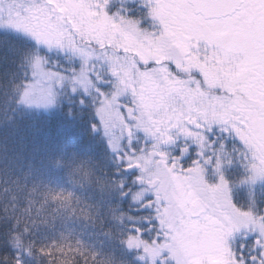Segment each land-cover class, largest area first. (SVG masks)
Returning a JSON list of instances; mask_svg holds the SVG:
<instances>
[{
    "label": "trees",
    "instance_id": "trees-1",
    "mask_svg": "<svg viewBox=\"0 0 264 264\" xmlns=\"http://www.w3.org/2000/svg\"><path fill=\"white\" fill-rule=\"evenodd\" d=\"M143 2L111 0L104 1L103 6L109 13L129 7L132 20L145 30L152 25L140 7ZM48 4L57 7L52 0ZM170 6L165 10L156 2L152 8L164 17L167 11L172 15L179 10V4ZM123 16L130 17V13L126 10ZM253 17L257 25L264 24V10ZM65 21L71 23L70 19ZM73 24L69 31L86 32V24L80 19ZM103 27L100 32L108 36L100 50L122 59L127 31L120 25ZM170 30L167 34L174 33ZM160 32L154 28L151 33L157 36ZM86 39L77 41L91 50L98 49ZM178 47L174 44L173 48ZM132 54L128 52L129 59L140 58H132ZM41 57L53 58L30 39L0 29V264H145L129 251L128 243L134 236L145 234L151 213L135 203L139 188L134 177L125 172L96 130L98 91L81 96L64 90L48 113L22 105V94L32 82L34 65ZM160 63L173 65L164 60ZM110 73V67L104 68L107 79ZM102 78L99 81L107 80ZM96 86L109 91L106 95L112 93L111 86ZM151 106L156 110L148 112L155 113L160 108L177 109L178 104L158 102ZM262 191L256 192L257 200L249 202L252 211H264ZM235 197L236 207L248 205L244 193Z\"/></svg>",
    "mask_w": 264,
    "mask_h": 264
},
{
    "label": "rangeland",
    "instance_id": "rangeland-1",
    "mask_svg": "<svg viewBox=\"0 0 264 264\" xmlns=\"http://www.w3.org/2000/svg\"><path fill=\"white\" fill-rule=\"evenodd\" d=\"M52 1L53 4L58 2L57 9L47 5L48 0H37V3L33 0H0V29L16 32L30 39L44 49L48 56H53L52 59L41 57L36 61L32 82L26 87L21 99L23 106L43 113L53 110L64 90H69L72 95L81 96L90 94L91 90L105 91V89H95V86L100 84L99 80L102 76L108 78L107 75H103L104 68L119 63V58L114 59L111 52L104 53L100 50L99 45L103 42L102 35L105 33L100 30L104 28L105 24L107 28L109 25L114 27L120 25L121 29L129 33L139 31L141 32L140 39L146 41L148 35L153 32L154 28H157L156 24L150 20L152 30H139L138 24L132 20L130 8L127 6L121 12L109 13L104 10V1L110 2L111 0H87L85 4L84 0ZM137 1L133 0V2ZM144 1L146 2L141 3L147 7V9L144 7V16L147 15L151 19L159 16V13L152 8L153 3L157 2L164 8L167 6L171 8L170 5L173 2L179 4L177 12L168 15L167 11L164 17H171L173 26L179 23L181 18L187 19L183 34V44L189 46L186 58L198 60L206 66L214 65L226 81L231 78L230 81L243 85L241 82L244 79L241 73L246 65H252V70L259 69L263 65L264 69V64H262L264 62V42L258 41V39L263 40L262 38H264V24L257 25L256 18L253 17L255 12L264 10V0H243L240 13L231 18L213 22H206L192 16L182 0H169V4L160 3V0ZM126 10L130 13V17L123 16ZM68 19L71 23L66 24L65 20ZM79 19L86 24L88 31L81 32V34L69 31L68 26H73V23ZM191 22H194V28L191 27ZM173 26L170 27V31L177 32L178 30H173ZM175 28L177 29L178 25H175ZM160 29L167 34L164 27L161 26ZM145 32L149 33L144 34ZM82 37L87 38L85 42L98 45V49L91 50L87 44V46L79 45L80 42L77 40ZM206 40L209 44L206 43ZM197 41L202 43L200 44L202 56H204L203 46L205 44L209 46L210 54H214L211 62L206 61L205 57L201 58L193 54L194 43ZM149 44L146 46L147 49L150 48ZM182 47L180 50L178 49L179 51L176 50L180 56L184 53L182 50L186 48ZM189 54L190 56H188ZM131 56L135 57V53L133 52ZM129 60L137 65L145 63L144 61L136 63L133 59ZM52 67L54 70L51 69ZM110 68L111 74H113V77L110 78H112L111 85L114 87V96L112 98L111 95H106V97L100 95L101 103L99 102L98 105L94 103L96 105L94 111L99 120L98 132L100 131L103 136L109 138L111 151L118 154L120 149L114 147L113 144L121 142L124 137L117 130L119 128L116 125L118 110L121 108L126 115L133 112V107L129 103L128 91L122 88L121 82L118 85L117 82L120 80L129 81L128 78H125L127 76L131 81L136 80L140 72H122V76H124L122 79L117 76V73L115 74V68ZM246 71H248V67ZM108 80L103 79V81ZM114 82L116 83L114 84ZM123 104L128 108H125ZM135 104L139 108L137 112L142 116L141 119L147 123L150 119L148 110L150 107L152 109L154 107L144 98L140 101L137 100ZM151 113L153 114V112ZM249 139L251 144L256 141L252 135ZM149 155L146 153L143 161L136 158L130 161L132 170L136 168L135 166H140L134 173V182L139 188L135 203L140 210L151 213V215L149 214L152 218L151 221H156L155 225L146 223L145 234L134 236L128 243L129 251L135 252L138 260L145 264H156L157 261L163 264L162 254H167V258L173 264H261V261L264 260V218H261L264 216V212H240L234 206L235 194L231 196V188L241 191L246 189L247 199L250 202L254 201V191L264 182V179H260L264 170L256 168V154L253 151H251L248 164L250 166L249 180L245 183L242 182L241 185H229L228 194H223V186H219L217 192L214 187L212 192L215 198L212 200L211 210L207 215H203L197 220H191L189 216L192 202L188 192L190 189L187 186L181 187L184 188V192L188 193L183 198L175 195L176 190L173 191L174 195L171 197L162 196L166 192L167 185L174 184L176 178L173 179V177L182 176L178 172L173 174L169 169L170 166H175V160L166 165L167 169H165L162 163L151 164ZM260 167L263 168L261 165ZM156 180L160 182L159 188L153 187ZM193 193L200 195L198 189H195ZM158 196L161 197L159 201L157 200ZM262 196L264 197L263 194ZM253 257L256 258L255 261L252 259Z\"/></svg>",
    "mask_w": 264,
    "mask_h": 264
},
{
    "label": "flooded vegetation",
    "instance_id": "flooded-vegetation-1",
    "mask_svg": "<svg viewBox=\"0 0 264 264\" xmlns=\"http://www.w3.org/2000/svg\"><path fill=\"white\" fill-rule=\"evenodd\" d=\"M86 2L87 0H84V4ZM161 2L170 1L161 0ZM56 4L57 9L58 2ZM150 20L156 24L158 29L161 26L164 27L167 33L169 27L173 26L172 18L157 16ZM185 23H187V19L181 18L180 22L173 26V29L178 31L166 34V38L171 40L173 45H178L179 50L183 48L182 46L187 47V44H183ZM175 25H178L177 29ZM191 27H195L194 22H191ZM191 27H189L190 30ZM149 28L152 29V27ZM102 36L105 40L108 33ZM124 36L127 41L122 44V59L119 58V63L109 67L115 68V74L117 73V76L122 79L124 78L122 72H140V74L136 80H133L134 82L129 76L125 77L129 81L120 80L117 82V85L121 82L122 88L128 91L129 103L133 107V112L125 115L124 110L122 111L121 108L118 110L116 125L119 128L117 130L124 137L121 142L114 144L112 142V144L120 149L119 153L115 154L111 151V141L104 136L107 146L123 166L125 172L132 177L140 166L137 165L132 170L130 161L134 158L143 161L146 153L150 154L151 164L162 163L165 169H167L166 165L175 160V166H170L169 169L173 174L178 172L182 176L173 177V179L176 178L174 184L167 185L166 192L162 196L171 197L174 195L173 191L176 190L175 195L183 198L188 193L184 192V188L181 187L187 186L190 189L188 192L191 202L202 201L209 212L212 200L215 198L212 192L214 187L217 192L219 186H223V194H227L229 185L243 184L249 180L250 166L248 164L251 151L256 154V168L264 170V144H261L264 142L263 65L259 69L253 70L252 65L245 66L242 72L244 79L241 82L243 83L242 88H240L239 82L226 81L228 90L224 93L229 95H224L226 100L218 102L211 95L218 80V70L214 65L206 66L198 60L186 58V48L182 50L184 53L180 56L179 50L173 48L174 46L168 48L166 44H159L154 39L156 35L153 33L148 35L147 41L140 39L141 32H127ZM262 39L260 38L258 41L263 43L264 38ZM206 43L209 44L208 40ZM148 44L153 48L147 49ZM176 50L178 51L176 52ZM182 51L180 52L182 53ZM128 52H134L135 57L140 56L137 61L135 60L136 63H139L138 61L145 63L134 64L132 60H129ZM162 60L170 61L174 66L161 64ZM247 67L248 71H246ZM197 72L201 73L200 79L194 75ZM112 75L110 73L109 78L113 77ZM111 82L112 78L108 81H100L99 85L102 87L111 86L112 93L109 95L113 98L114 87ZM108 92L100 91L98 96L106 97ZM145 94L146 96H144ZM140 98L147 99L148 103L152 104L162 102V104L169 105L171 103L178 104V106L177 109L172 110L160 108L163 114L160 110L153 113L154 115L150 113V119L144 123L141 119L142 116L137 112L139 108L135 104L137 100H142ZM123 106L128 108L124 104ZM154 110L156 109L150 107V111ZM251 135L256 140L254 144L250 142ZM181 156L184 157L183 160L180 159ZM260 177V179H264V171ZM159 185L158 180L153 183V187L159 188ZM195 189H198L200 195L193 193ZM157 200H161V197L158 196Z\"/></svg>",
    "mask_w": 264,
    "mask_h": 264
},
{
    "label": "water",
    "instance_id": "water-1",
    "mask_svg": "<svg viewBox=\"0 0 264 264\" xmlns=\"http://www.w3.org/2000/svg\"><path fill=\"white\" fill-rule=\"evenodd\" d=\"M191 7L195 16H200L205 21L220 20L233 16L240 10L241 0H185ZM156 185V184H155ZM207 207L201 202H194L190 216L198 219L205 215Z\"/></svg>",
    "mask_w": 264,
    "mask_h": 264
},
{
    "label": "snow or ice",
    "instance_id": "snow-or-ice-1",
    "mask_svg": "<svg viewBox=\"0 0 264 264\" xmlns=\"http://www.w3.org/2000/svg\"><path fill=\"white\" fill-rule=\"evenodd\" d=\"M141 8H144L143 5L140 6ZM149 19H151L149 17ZM156 40L158 43H160L161 45L166 44L168 48H172L174 45L172 43L171 40L166 38V34L164 32H160L159 35L156 36ZM204 57L206 59V61L211 62L212 57L214 54H210V50H209V46L208 45H204ZM196 56H200L201 55V45L200 43L197 41L195 42V51L193 53ZM218 54V53H216ZM174 66V65H173ZM196 76L197 79L201 78V73L197 72L194 74ZM228 90L227 89V82L226 79L220 75L218 73V80H217V86L215 87V89L213 90V92L211 93V95L213 96V98L218 101V102H223L224 100H226V97L224 96V92ZM215 127V126H213ZM222 130V129H220ZM181 160L184 159L183 156L180 157ZM146 223H152V224H156V221H147ZM159 239V238H158ZM162 256L164 257L163 259V264H173V262L167 258V254H162ZM255 261V257L252 258ZM156 264H160V261H157ZM261 264H264V260L261 261Z\"/></svg>",
    "mask_w": 264,
    "mask_h": 264
}]
</instances>
